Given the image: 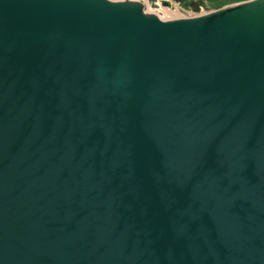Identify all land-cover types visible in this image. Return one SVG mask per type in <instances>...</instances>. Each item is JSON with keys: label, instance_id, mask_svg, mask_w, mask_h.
<instances>
[{"label": "water", "instance_id": "water-1", "mask_svg": "<svg viewBox=\"0 0 264 264\" xmlns=\"http://www.w3.org/2000/svg\"><path fill=\"white\" fill-rule=\"evenodd\" d=\"M0 0V264H264V0Z\"/></svg>", "mask_w": 264, "mask_h": 264}, {"label": "rangeland", "instance_id": "rangeland-1", "mask_svg": "<svg viewBox=\"0 0 264 264\" xmlns=\"http://www.w3.org/2000/svg\"><path fill=\"white\" fill-rule=\"evenodd\" d=\"M170 6L156 8L150 3V11L157 12L164 19L189 17L246 0H170Z\"/></svg>", "mask_w": 264, "mask_h": 264}, {"label": "bare ground", "instance_id": "bare-ground-1", "mask_svg": "<svg viewBox=\"0 0 264 264\" xmlns=\"http://www.w3.org/2000/svg\"><path fill=\"white\" fill-rule=\"evenodd\" d=\"M149 4H150V3L146 2V6H147L146 8L150 11V9L148 8ZM161 18H162V17H161Z\"/></svg>", "mask_w": 264, "mask_h": 264}]
</instances>
